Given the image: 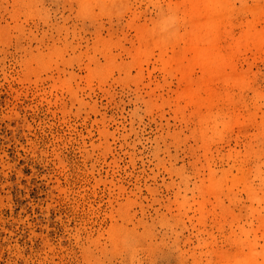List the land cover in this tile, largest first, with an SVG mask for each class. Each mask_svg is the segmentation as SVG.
<instances>
[{
	"label": "rangeland",
	"instance_id": "obj_1",
	"mask_svg": "<svg viewBox=\"0 0 264 264\" xmlns=\"http://www.w3.org/2000/svg\"><path fill=\"white\" fill-rule=\"evenodd\" d=\"M0 264H264V0H0Z\"/></svg>",
	"mask_w": 264,
	"mask_h": 264
}]
</instances>
